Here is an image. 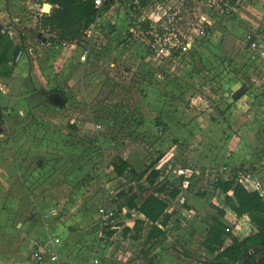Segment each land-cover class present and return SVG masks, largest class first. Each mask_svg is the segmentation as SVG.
<instances>
[{"label":"rangeland","instance_id":"obj_1","mask_svg":"<svg viewBox=\"0 0 264 264\" xmlns=\"http://www.w3.org/2000/svg\"><path fill=\"white\" fill-rule=\"evenodd\" d=\"M222 1L228 2L125 0L100 14L69 47H48L51 55L44 53L50 61L42 67L50 73L42 86L62 92L64 104L49 103L45 90L47 103L37 114L23 107V116L9 113L0 124L5 131L13 126L20 142L17 156H1L11 158L15 167L18 158L20 170L0 178V264H33V242L47 233L85 228L94 230L91 237L77 240L78 250L65 254L83 258L94 248L103 264H202L213 258L201 242L217 208L228 209L224 195L213 187L216 178L236 169L244 175L242 183H260L264 191V52L245 48L250 69L241 72L240 61L238 78L249 76L248 82L234 88L216 80L212 56L215 26L226 30L218 17L235 20L245 11L240 21L246 26L236 33L241 41L229 47L232 57L235 45L244 46L252 37L264 40V5L237 0L223 7ZM146 19L151 23L144 29L137 21ZM182 44L188 46L180 53ZM221 62L225 75L228 66L237 70L231 57ZM243 91L258 98L260 107L245 129L226 119L234 96ZM27 136L32 141L25 145ZM34 143H42L44 151ZM119 156L138 171L159 158V184L181 190L169 199L167 231L155 240H145L149 222L124 234L128 217L120 215L115 237H98L99 207L122 213L126 199L120 192L135 184L129 171L115 173L112 163ZM223 218L234 236L254 230L245 218L231 213ZM26 233L32 237L26 239ZM258 256L257 249L249 250L242 264H254Z\"/></svg>","mask_w":264,"mask_h":264},{"label":"crops","instance_id":"obj_2","mask_svg":"<svg viewBox=\"0 0 264 264\" xmlns=\"http://www.w3.org/2000/svg\"><path fill=\"white\" fill-rule=\"evenodd\" d=\"M259 1L260 5H264V0H257ZM43 4V3H42ZM39 0L38 1H31L28 0H0V23L3 25L5 22L9 24V38L12 40L14 46H19L17 49V52L19 50H23V55L20 59L16 60L15 54H11L10 60L8 61L5 68H3L2 71L6 70V73L0 72V124L3 123V121L6 122V117H8L9 113L18 112L19 114L23 113V107L28 108L30 106L31 110L37 114L36 112L39 111L40 107L44 106V92L47 91V88L42 86L46 81L45 77L50 73L49 68L42 67L43 64L46 61H50V58L48 55H51V50L48 49V47L53 46V41L57 40L56 36L53 32L47 30V29H41L37 23L38 18L43 13V10L41 8V5ZM111 6V5H110ZM51 8V5H50ZM110 8V7H109ZM108 9V6L103 10L106 11ZM240 10V9H239ZM102 12V13H103ZM101 13V14H102ZM245 14V11L240 12L238 15V18L235 20L232 19H225V18H217V23H221V25H224L226 27L225 31H221L219 29L220 25H216L213 30L212 34V43H213V62L214 65H216V71L218 73V76L216 78L217 81H219V84H222L225 80H227L228 86H245L246 81L248 82V77L245 79L238 77H241V73L238 72L240 61H242L243 70L241 72L246 71L247 69H250V62L245 63L244 55H245V48L247 50L250 49V45L245 44L244 46L235 45L234 48L236 49V55L234 54V57L231 56L232 53V44L234 42H240V36H237L236 33H238V29L244 28L246 25L243 24L240 19H243V15ZM96 22V20H95ZM140 24V20L137 21ZM11 23V25H10ZM133 25L136 24V22L132 23ZM13 26V29L10 27ZM94 27V25H93ZM87 34V33H86ZM33 40V45H30V43ZM27 42V44H26ZM72 43L69 42V45ZM69 45H67L69 47ZM64 49V48H63ZM48 51L49 54L46 56L45 51ZM227 55L231 57V61L233 60L235 63V67L237 70L231 69L229 70L228 66V75H225L221 72V66H222V60L224 56ZM222 57V58H221ZM47 58V59H46ZM221 58V60L219 59ZM216 60V61H215ZM230 63V62H229ZM241 66V67H242ZM223 68V66H222ZM216 76V75H215ZM47 86V85H46ZM264 87V84H263ZM250 89V88H249ZM252 89V88H251ZM250 89V90H251ZM46 90V91H45ZM52 91V90H50ZM53 91H57L53 89ZM229 92L232 91L231 89L228 90ZM49 92V91H47ZM234 93V92H233ZM264 96V95H263ZM258 98H255L254 100L252 97L250 98L246 91H243L242 93L238 94L237 96H234V101L231 103L229 107L228 114L226 115V119L229 124L232 125V127H235V125H241V129H245L247 127L246 123H248L251 119H253L254 113L257 112V110L260 107L258 106ZM46 100H47V94H46ZM48 101V100H47ZM257 101V103H256ZM49 102V101H48ZM50 103V102H49ZM52 104V103H51ZM54 105V104H53ZM18 113H15V119L19 120L23 116ZM13 120V119H12ZM14 122V120H13ZM248 128V127H247ZM13 126L10 127L8 131L3 130L0 128V178L6 179V173H10L12 170H20L19 168V159H16V167L13 164L11 158L10 161H6V157L3 158L5 161L3 164L1 162V156H11L12 154H15L17 156L18 154V146L20 144L19 139L15 138V134L13 133ZM30 138L27 136V139L25 140V145L29 144L28 142L32 140H29ZM1 140H4L3 143H1ZM23 140V139H22ZM21 141V140H20ZM38 142V141H37ZM24 145V146H25ZM34 147H37V151H44V146L41 143H34ZM27 150V148L25 149ZM22 151V150H21ZM249 154H246L244 158H248ZM238 166H234V168H237ZM234 169L231 171L227 176L223 174V178L230 177L232 175L238 176V170ZM221 171V170H220ZM223 173V172H222ZM3 174L5 177H3ZM8 176V175H7ZM217 179V178H216ZM259 182V180H258ZM246 188L251 190H257L259 193L264 197V191L260 188V183H258L257 186H248L245 183H242ZM181 192V190H180ZM179 192V194H180ZM178 196V195H177ZM224 207V206H221ZM225 208V207H224ZM122 213H119L117 217L127 216V209L123 208ZM134 213L138 212H130V217L126 218V226L130 228L129 231H131L134 227V220L140 219L143 220V223L149 222L148 220L144 219V216L140 213H138V216H134ZM227 213L233 214V216L237 218H245L249 224H252L253 229L255 230V226L251 222L249 216L247 214L238 215L230 208H225L224 217ZM223 218V217H222ZM224 219V218H223ZM169 221V220H168ZM226 222V220L224 219ZM150 223V222H149ZM228 224V222H226ZM132 224V225H131ZM151 224V223H150ZM168 224V223H167ZM230 224H228L229 226ZM168 226V225H166ZM165 226V227H166ZM164 227V229H165ZM230 228V226H229ZM253 230V231H254ZM94 230L92 228H85L80 230H60L59 236L61 237L62 243L60 246L61 249V258L65 260H71V264H78L81 261H84L83 258H88L92 254H94L95 257L99 260V264H103L104 257L97 252L96 249H92L91 254L80 258V255L75 254V252L70 254H65L64 251H77L79 247L80 242L78 243L77 240L80 239H89L92 235ZM99 231V228H98ZM128 231V232H129ZM167 230L165 229V232ZM117 230L114 229V232L111 235L105 234L111 240V236L115 237ZM47 235H51L47 233ZM57 235V236H58ZM240 234H237L236 237L241 238L239 236ZM248 235V234H247ZM245 235V236H247ZM32 236L29 233H26V239L31 238ZM244 238V237H242ZM107 241V240H105ZM88 243V242H87ZM81 246V245H80ZM68 255V256H65ZM32 256V255H31ZM33 258V259H32ZM33 260V264H47L48 258L45 255L43 257V260L41 262L37 261L34 257H31Z\"/></svg>","mask_w":264,"mask_h":264},{"label":"trees","instance_id":"obj_3","mask_svg":"<svg viewBox=\"0 0 264 264\" xmlns=\"http://www.w3.org/2000/svg\"><path fill=\"white\" fill-rule=\"evenodd\" d=\"M236 1L228 0L227 3L222 1V5L228 7L234 5ZM39 2L40 4L47 2L51 8L48 12H43L40 15L37 23L41 29L53 32L58 41H78L97 17L93 0H39ZM150 23L148 19L142 20L140 26L147 29ZM8 34L0 23L1 73H6V70L2 71L3 68L10 60L11 54H15L19 48V46L13 45ZM253 39L252 37L249 45ZM173 55L177 56V52ZM158 159L141 171L133 168L121 156L112 163L117 175L129 171L133 176L134 187L130 186L126 191L122 190L120 193L126 199L124 205L127 209V217H130L131 211L138 212L151 223L145 236L146 241L155 240L164 235V227L170 218V214L166 211L169 199L176 198L180 192L178 186H168L167 182L159 184L160 169L155 167ZM213 187L224 195L225 206L238 215L247 214L249 216L255 230L244 238L230 234L229 226L222 218L225 208L218 207L217 214L211 217L212 222L201 242L204 250L212 254L213 258L205 259L202 264H242L244 254L252 249H257L259 254L254 264H264V197L257 190L246 188L235 175L217 178L213 182ZM201 194L204 195L205 192L203 191ZM142 223L143 220L135 219L134 227L141 229ZM129 230L130 228L125 227L124 234ZM113 232L114 230H110L108 233L111 235ZM225 236L230 239L229 243H226ZM133 237L138 238V235H133Z\"/></svg>","mask_w":264,"mask_h":264},{"label":"built area","instance_id":"obj_4","mask_svg":"<svg viewBox=\"0 0 264 264\" xmlns=\"http://www.w3.org/2000/svg\"><path fill=\"white\" fill-rule=\"evenodd\" d=\"M125 0H93L94 7L97 10V17L103 12L104 8H106L109 5L117 4ZM96 17V19H97ZM95 23V22H94ZM93 24L90 25V29L93 28ZM3 30H6L9 33V24L5 22L3 25ZM85 30L84 34H86L89 30ZM52 44L55 47L59 48H65L67 45H69V42L65 41H53ZM186 44H182L181 48L182 51L180 53H183V51H186L187 49ZM250 47L256 48L257 50L264 52V40H256L255 38L250 42ZM23 50H19L15 56V59L18 60L22 57ZM238 179L240 181L243 180L244 175L241 173H238ZM257 186V185H256ZM98 216H99V231H98V237H102L103 239L107 240L108 237L105 236V233H103V230L106 228H112V230H117L119 228V224L117 221V215L111 208H107L106 206L102 205L98 209ZM113 236V235H112ZM111 236V238H112ZM62 240L61 237L58 235H47L45 238H42L40 240H37L33 242L30 245L32 256L37 259V261L41 262L43 260V257L46 255L48 258L47 264H71V260H65L61 258V246ZM84 261H81L78 264H99V260L97 257L92 254L88 258L83 259Z\"/></svg>","mask_w":264,"mask_h":264},{"label":"water","instance_id":"obj_5","mask_svg":"<svg viewBox=\"0 0 264 264\" xmlns=\"http://www.w3.org/2000/svg\"><path fill=\"white\" fill-rule=\"evenodd\" d=\"M42 10L43 12H48L50 10V4L44 2L42 4ZM47 100L56 106H61L62 104H64L66 98L62 92L52 91L47 95Z\"/></svg>","mask_w":264,"mask_h":264},{"label":"flooded vegetation","instance_id":"obj_6","mask_svg":"<svg viewBox=\"0 0 264 264\" xmlns=\"http://www.w3.org/2000/svg\"><path fill=\"white\" fill-rule=\"evenodd\" d=\"M52 91H53V90H52ZM52 91L47 92V95H48L50 92H52Z\"/></svg>","mask_w":264,"mask_h":264}]
</instances>
